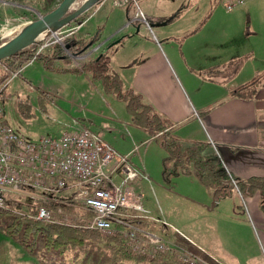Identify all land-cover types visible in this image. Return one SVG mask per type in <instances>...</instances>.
Instances as JSON below:
<instances>
[{"label": "rangeland", "instance_id": "374dc122", "mask_svg": "<svg viewBox=\"0 0 264 264\" xmlns=\"http://www.w3.org/2000/svg\"><path fill=\"white\" fill-rule=\"evenodd\" d=\"M60 1L0 0V43L10 40L28 23L43 16L39 10L46 14ZM210 1L217 3L211 16V10L204 11L203 15L208 12L204 20L222 19L227 24L230 51L240 52L242 41L254 39L251 35L264 36V29L257 27L259 21L264 20V0H243L242 5L231 11L225 8V3L231 0H151L160 12L159 19L166 18L164 21H167L174 17L159 28L152 27L151 31L142 28L138 34L143 41L139 48H152L149 41L156 43V40L166 53H175L178 67L173 61L171 66L191 110L194 109L191 91L204 103L210 100L213 91L223 89L225 96V87L211 82L210 75L199 67L197 58L187 51L193 33L199 29L191 24L195 16H187L199 7L198 18L203 10L201 4ZM83 2L77 0L71 11ZM136 2L121 6H115L112 0L96 2L80 15L86 22L83 27H75L74 35L87 33L93 37L99 32V40H102L117 30L121 22L141 11V1ZM131 26L119 29L118 37H123L121 43L105 46L103 51L93 53L85 62L68 57L64 61H52L54 69L44 68L39 60L24 66L19 74L4 84L2 95L0 92L4 121L28 141L41 137L58 138L74 126H85L97 132L114 150L116 157L128 154L129 162L140 177L127 184V188L134 190L139 186L146 215L138 226H150L151 233L174 248L175 260L180 259V254L190 253L206 260H216L219 264H264V196L258 192L252 195L239 193L231 181L230 188L224 189L225 193L222 189L214 192L212 186L200 179L192 165L187 166V173L163 174V159L167 154L163 144L175 140L184 151L187 147L206 143L202 136L204 127L200 123L203 111L192 110L194 118L189 114L184 121L177 122L145 97H132L138 94L137 91L124 99L127 86H130L128 62L139 51L129 43V36L135 35L136 31ZM68 29H73L70 24L42 34L37 41L43 47ZM159 32L170 38L162 40ZM99 57L98 62H92ZM142 58L139 56L138 62ZM79 63H83L82 68L74 71L80 67ZM113 72L118 82L114 81ZM228 85V94H231V83ZM129 104H132V111ZM209 150L216 151L209 144L204 154ZM167 164L173 168L171 162ZM63 191L60 190L61 197H72V194L62 195ZM8 196L5 201L10 207L19 203L20 210L28 211L33 205L18 195ZM1 216L0 209V220ZM33 257L20 245L19 239H11L0 231V264H36ZM50 259V264L67 263L63 257L52 256Z\"/></svg>", "mask_w": 264, "mask_h": 264}, {"label": "crops", "instance_id": "0c3cea01", "mask_svg": "<svg viewBox=\"0 0 264 264\" xmlns=\"http://www.w3.org/2000/svg\"><path fill=\"white\" fill-rule=\"evenodd\" d=\"M140 1L141 12L143 11L147 16L148 24L136 22L131 26L136 31L135 35L129 36V43L134 44L137 48H139V44H143L142 39L138 35L140 29H145L146 27L151 31L152 27L159 28L174 17L171 16L167 21H164L166 18L161 20L158 17L160 12L152 4L151 0ZM133 3H137L136 0H133ZM216 3L210 1L201 4L200 9L203 10L198 18L196 16L199 7H195L194 13H190L187 16L188 18L195 16L191 20V24L199 28L193 33L187 51H190L192 56L197 58L199 67L204 70L203 73L210 75L208 77L211 82L225 87V96H223V89L221 92L213 91L210 100L204 103L196 97L194 92L191 91L190 95L194 108L192 110L203 111L200 123L204 127V132L201 130L205 139L204 142L215 147V152L220 157L225 172L231 178L230 181L236 185L237 181L247 183L251 178L264 179V36H256V32L252 33L255 34L251 35V38L254 39L242 41L244 44L240 48V52L230 51V36L227 24L222 19L213 20L208 18L204 20V17L208 14L207 12L206 15H203L204 11L211 10L209 12L211 16L213 6ZM173 13L171 12V14ZM124 21L117 26L118 29L114 30L112 34L99 40V43L103 42L101 48L94 51L91 50V46L82 54L86 55L83 58H79L80 56L75 57L72 54L73 51L68 50L69 52L66 53H70L72 56L69 55L67 58L74 57L73 59L77 62H85L93 53L103 51V47L105 48L109 44L113 46L121 43L123 37H118V31L124 27L127 20ZM85 22L86 19L80 27H83ZM257 27L258 29H264V20L259 21ZM96 34H99V32H96L94 36ZM159 35L162 40L170 38L169 35L166 36L161 32H159ZM94 36L90 37L89 34L84 33L76 37H82L85 41L90 38L89 42H92ZM149 42L152 43V48L144 49L140 46L136 56H133L132 61L128 62V67L131 71L128 80L130 83L129 87L132 91H137L140 96L145 97L172 120L182 122L189 114L194 118L193 112L188 107L184 95L176 82V75L171 66V61L176 64L175 53L171 51L166 53L163 46L156 40V43ZM94 45L97 44L95 43ZM166 46L169 49L171 48V46ZM139 56L143 58L138 62ZM238 60L240 61L239 63L235 62ZM235 68H238L237 71H234ZM233 79L235 80L234 83H232ZM228 83H231L230 89H233L231 94H228ZM129 87L127 86V89H130ZM95 133L98 134L97 132ZM114 163L115 161L112 162V164ZM138 187H135L134 190H138ZM67 188L60 189L61 191L64 190L62 195L73 193V188ZM60 190L23 189L17 195L22 199H26L30 205L31 203L34 205L41 202L53 203L55 200L70 199L69 196L61 197ZM141 222L143 221L141 220L137 225ZM149 227L143 226L141 229L151 233ZM113 228L116 231L121 230L115 225ZM120 232L124 233L125 230Z\"/></svg>", "mask_w": 264, "mask_h": 264}, {"label": "built area", "instance_id": "2783aa9c", "mask_svg": "<svg viewBox=\"0 0 264 264\" xmlns=\"http://www.w3.org/2000/svg\"><path fill=\"white\" fill-rule=\"evenodd\" d=\"M127 2L112 0L115 6ZM243 3V0L227 1L225 8L231 11ZM135 22L148 24L139 11L125 22L123 28ZM72 31L65 30L54 41L61 44ZM100 46L95 45L92 50ZM35 56L25 66L32 64ZM78 56L86 55L75 57ZM15 75L17 73H12L11 77ZM138 176L139 172L128 161V156L116 157L114 150L87 127L74 126L58 138L41 137L28 141L4 121V111L0 107V208L5 204L6 195H17L23 189L58 191L71 187L70 202L93 213L89 228L113 234L116 231L114 225L124 227L126 245L134 254L147 252L153 256L174 251L157 235L137 225L146 217L141 204L143 196L140 191L127 188V184L134 183ZM36 218L49 220L50 212L40 207ZM180 259L190 264H219L216 260L190 253L180 254Z\"/></svg>", "mask_w": 264, "mask_h": 264}, {"label": "trees", "instance_id": "16d2710c", "mask_svg": "<svg viewBox=\"0 0 264 264\" xmlns=\"http://www.w3.org/2000/svg\"><path fill=\"white\" fill-rule=\"evenodd\" d=\"M38 12L44 15L41 10ZM83 21V16L77 17L70 22V26L74 29ZM98 36L99 34H96L92 39L93 44L99 41ZM87 43L84 38H77L72 33L65 37L61 44L54 40L47 42L37 54L36 51L41 47L39 41L12 57L0 61V92L12 73L19 74L26 62L34 55H36L35 60L41 61L44 68L54 69L52 61L66 60L64 57L66 45H70L68 50L83 54L85 51H81V49ZM99 59L100 57L92 62H98ZM78 65L80 67L74 71H79L83 63ZM113 75L114 81L118 82L115 72ZM129 93L133 94V91L126 89L124 99ZM132 97L139 98L140 95H132ZM131 106L132 104H129L132 111ZM165 133L166 131H164ZM163 145L167 148V154L163 159V174L176 173L177 171L187 173V166L192 165L198 171L200 179L205 184L212 186L214 192L222 189V192L225 193L224 189L230 188L231 178L225 172L217 152L209 150L207 154H204L209 146L208 143L187 147L185 148L187 150L184 151L180 149L175 140ZM167 162H171L173 168ZM235 187L241 193L252 195L258 192L264 196V179L261 178H251L247 183L237 181ZM4 205L0 208L2 212L0 231H3L11 239H19L20 245L28 255L31 257L35 255L33 258L36 264H50L52 256L57 259L63 257L66 264H190V262L185 263L179 258L175 260V251L170 250L153 256H149L147 252L142 255L141 253H132L126 245L124 233L120 232L124 231V227L119 226L121 230L110 235L97 229L88 228L93 213L73 204L70 199L53 203L41 202L31 205V209L28 211L20 210L21 204L19 203L13 204L12 207ZM40 207H44L50 212V220L36 218V212ZM262 208L264 210V205Z\"/></svg>", "mask_w": 264, "mask_h": 264}, {"label": "water", "instance_id": "95a60500", "mask_svg": "<svg viewBox=\"0 0 264 264\" xmlns=\"http://www.w3.org/2000/svg\"><path fill=\"white\" fill-rule=\"evenodd\" d=\"M76 1L77 0H61L56 7L43 16H39L36 20L28 23L10 40L0 43V61L10 58L21 50L28 48L31 44L35 43L42 34L70 24L71 21L82 15L100 0H84L77 9L71 11L72 5ZM91 44L92 42L90 41L81 51H85ZM101 44L102 43H99V45ZM65 47L69 49L70 45H66ZM67 54L64 56L65 58L69 56ZM74 54L77 55V53Z\"/></svg>", "mask_w": 264, "mask_h": 264}, {"label": "bare ground", "instance_id": "6f19581e", "mask_svg": "<svg viewBox=\"0 0 264 264\" xmlns=\"http://www.w3.org/2000/svg\"><path fill=\"white\" fill-rule=\"evenodd\" d=\"M130 1H131V0H130ZM143 14H144V13H143ZM143 16H144V15H143ZM128 18H131V17H128ZM135 23H136V22H135ZM144 26H145V25H144ZM7 31H8V30H7ZM55 31H56V30H55ZM121 32H122V31H121ZM2 33H3V32H2ZM5 33H7L6 30H5ZM53 33H54V32H53ZM89 39H90V38H88V40H89ZM119 40H120V39H119ZM65 41H66V40H65ZM87 42H89V41H87ZM67 43H68V42H67ZM85 45H86V44H85ZM83 47H84V46H83ZM83 47H82V48H83ZM91 49H92V48H91ZM64 52H65V51H64ZM85 54H86V53H85ZM81 55H82V54H81ZM90 56H91V55H90ZM73 58H74V57H73ZM94 58H95V57H94ZM80 60H81V59H80ZM84 60H85V59H84ZM84 60H83V61H84ZM9 79H10V78H9ZM28 82H29V81H28ZM29 83H30V82H29ZM3 88H4V87H3ZM3 90H4V89H2V92H3ZM2 92H1V95H2ZM2 97H3V96H2ZM1 100H2V99H1ZM4 118H5V116H4ZM128 161H129V160H128ZM64 189H65V188H64ZM66 189H68V188H66ZM44 194H45V193H44ZM12 195L15 196L14 194H12ZM42 195H43V194H42ZM7 196H8V195H7ZM8 197H9V196H8ZM48 198H49V196H48ZM17 199H18V198H17ZM61 200H62V199H60V201H61ZM19 201H20V199H19ZM36 203H37V202H36ZM5 204H6V203H5ZM16 204H17V203H16ZM4 206H5V205H4ZM88 212H89V211H88ZM91 213H92V212H91ZM49 220H50V219H49ZM116 232H118V231H116ZM116 232H115V233H116ZM141 255H142V254H141ZM177 257H178V256H177ZM185 263H186V262H185ZM186 264H187V263H186Z\"/></svg>", "mask_w": 264, "mask_h": 264}, {"label": "flooded vegetation", "instance_id": "af4514ba", "mask_svg": "<svg viewBox=\"0 0 264 264\" xmlns=\"http://www.w3.org/2000/svg\"><path fill=\"white\" fill-rule=\"evenodd\" d=\"M103 49H104V47H103ZM73 51V50H72ZM74 52V51H73ZM74 53H76V52H74Z\"/></svg>", "mask_w": 264, "mask_h": 264}]
</instances>
